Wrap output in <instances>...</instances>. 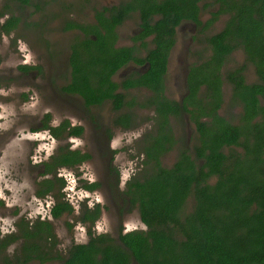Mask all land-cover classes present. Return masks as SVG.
<instances>
[{
    "label": "flooded vegetation",
    "instance_id": "obj_1",
    "mask_svg": "<svg viewBox=\"0 0 264 264\" xmlns=\"http://www.w3.org/2000/svg\"><path fill=\"white\" fill-rule=\"evenodd\" d=\"M84 1L86 5L81 7L80 3ZM168 1L73 0V4L69 2L67 6L57 4V9L51 13L58 22V24L54 22L53 29H51L53 32L48 33L49 29L37 30L38 32L32 36L27 34L28 38L24 37L25 40L39 48V54L40 49L42 53L45 51L42 63L46 65L57 63L59 66L63 63V67L60 69L58 66L56 72L64 73L63 78L61 77L63 79L61 91L66 95L68 105L60 109L59 112L64 115L60 116L61 120L57 125L46 124L65 127L61 134L62 137L54 138L63 140L70 137H83L85 132L90 134L93 143L90 150L70 148L68 145L60 147L68 146L69 149L79 150L81 154L86 155V159L76 165L79 166L84 162L90 164L91 160H95L99 163L100 173L102 175L104 173L107 179L112 178L114 193L105 198L102 197L103 202L88 206L93 209L98 205L100 216L103 211L106 213L110 210L113 213V208L116 210L118 204L115 199H120L118 208L119 211L121 208L123 214L131 204L126 194V184L132 178L124 183H121L120 177L118 178L119 168L114 165L116 151L111 143L112 134L117 131L133 130L141 125V121L148 120L150 128H153V132L151 130L149 132L155 136L157 128L164 121L167 125L165 128L170 127L172 144L167 151L162 153L161 160L165 154L175 149V160L167 168H171L183 154L200 167L204 165L205 156L210 153L211 145L214 144L213 134L208 131H217L223 126V122L237 123L240 116L238 113L242 112V106L238 103L237 95L235 96L237 86L234 80H231L236 69H241L243 82L249 87L245 88V91H250L253 88L252 84L260 82L254 66L247 60L243 51L233 46L234 41L227 40L230 36L223 41L224 50H227L229 46L230 50L219 57L221 61L218 63L214 60L216 48L208 42V38L221 34L226 28L232 26L235 11L231 6L233 4L231 1L225 4L218 0H196L194 8L192 7L194 4L190 2V5L189 0H173L174 10L166 7ZM44 2V0H34L32 6L37 5L39 7H35L37 10H43L41 5H44ZM24 5L28 4L19 0H0V39L5 36L4 38L10 41V45L14 40L13 33L18 29L21 21L19 19L15 26L10 24L13 16L19 15L12 13V8ZM212 6L215 10L210 9ZM66 12H69L68 16ZM41 23L44 26L46 21L42 19ZM24 25H32L31 30L33 31L40 26V22ZM66 38L67 42H65ZM71 62L77 63L82 70L87 69L84 73L90 79L89 84H93L96 88L95 95L101 96L98 101L88 103L80 93L63 90V87L72 83L74 78L77 82L82 81V72H76L75 76L72 74L74 65L72 66ZM152 65L158 67V74L155 77H152L153 74L150 73ZM21 67L25 73L33 66L22 65ZM90 69L93 70L90 71ZM190 74L197 77L198 83L196 94L186 101L190 94L188 88ZM158 76L160 78H157ZM101 78H104L103 84H100ZM150 78H152L150 85L143 82ZM173 79L175 88L172 84ZM214 80H218L216 82L219 88L217 95H214L211 88L212 84H216L212 83ZM130 81L134 83L131 86L128 84ZM111 84L114 86L113 89L110 88ZM125 85L128 86L125 87ZM100 86H102L101 89H98L97 87ZM173 89H177L176 98L173 97ZM138 91L144 92V95H141L139 99L131 97ZM115 94L120 95L118 99L121 103L118 106L115 103L117 98L113 96ZM257 98L262 105L261 97L257 95ZM129 102H132V105H129ZM173 102L178 105L176 114L173 112ZM194 104H197L199 108ZM142 111L150 114L149 119L142 120ZM259 117V114H256L248 123L256 122ZM48 120L49 115L46 113L43 121ZM73 128H78L80 133H73ZM249 142L254 143L255 138L251 136ZM60 147L56 150L58 151ZM140 149L144 156L143 143ZM15 159L17 162L14 169L19 175L31 178L35 176V174L27 175L29 163L24 157ZM44 161L38 163L41 178L39 177L34 183V196L38 198L44 197L36 194L39 182L45 177H51L44 174ZM57 176L65 179L59 169ZM208 179H211V176ZM101 182L105 184L106 180L101 179ZM93 183L97 184L94 189L100 186V183L96 181L89 184ZM107 187H110V184H107ZM2 198L0 194V205L4 204L6 208L8 204L9 206L14 205V208L20 206L13 202H4ZM38 198L35 202L42 200ZM123 201L126 205L122 208ZM54 203L53 200L46 219L38 215L34 218L30 215L29 217L22 215L15 222L14 229L0 234V238L17 232L18 223L22 221H27L28 223L25 224L28 226L33 225L36 220H47L53 223V220L61 217L56 218L51 215L50 211ZM29 205L31 206V204L25 206L26 210L29 209ZM83 225L87 230L89 229L87 223ZM130 231L133 230L122 229L115 235L111 233L110 235L118 239L119 233ZM60 262L62 264V261ZM42 264H47V262Z\"/></svg>",
    "mask_w": 264,
    "mask_h": 264
},
{
    "label": "trees",
    "instance_id": "obj_2",
    "mask_svg": "<svg viewBox=\"0 0 264 264\" xmlns=\"http://www.w3.org/2000/svg\"><path fill=\"white\" fill-rule=\"evenodd\" d=\"M195 1L189 0L194 8ZM218 1L225 4L231 1L235 13L231 27L208 38L216 48L214 60L218 63L219 57L230 50L229 45L224 50L223 44L230 36L227 40L234 41L233 46L243 51L260 82L245 91L249 87L243 82L241 69H236L231 80L237 86L235 96L242 112L238 113L237 123L223 122L217 131H208L213 134L214 144L205 156L204 165L198 167L184 154L171 168L161 165L160 156L172 144L170 127L165 128L167 125L162 121L156 135L148 132L143 140V164L148 167L140 177L132 178L126 184V194L130 203L138 208L145 230L119 233L118 239L108 233L95 234L91 227L100 216V208L98 205L93 209L86 204L80 205L77 219L88 225L87 242L72 244L68 253L60 256L51 222L36 220L28 226L27 221H22L18 223L17 232L0 238V264H42L58 259L62 264H264V0ZM166 7L174 10L173 0H169ZM19 19L13 16L10 24L15 26ZM71 63L74 65L72 74L82 72V81L77 82L74 78L63 90L80 93L88 103L98 101L101 96H96V88L89 84L90 79L84 73L87 69L82 70L77 63ZM157 72V65H152V77ZM103 82L104 78H101L100 84ZM143 82L150 85L152 78ZM216 82L218 80L212 81ZM197 83V77L190 74V94L186 101L196 94ZM110 88H114L113 84ZM211 88L217 95V83ZM257 95L261 97L262 105ZM113 96L117 98L118 106L120 95ZM128 104L132 105V102ZM172 107L176 114L178 105L173 102ZM256 114L259 119L248 123ZM45 128L56 138L65 130L64 126L45 125ZM73 129V133H80L78 128ZM251 136L255 138L254 143L249 142ZM85 156L79 150L63 146L43 162L44 174L51 177L39 182L36 194L54 195L55 203L50 211L53 217L73 211V206L61 192L65 180L57 176V170L73 168L85 160ZM96 186L93 183L87 188ZM66 225L69 227L71 223L67 221ZM16 241L20 242L18 248L8 253V246Z\"/></svg>",
    "mask_w": 264,
    "mask_h": 264
},
{
    "label": "rangeland",
    "instance_id": "obj_3",
    "mask_svg": "<svg viewBox=\"0 0 264 264\" xmlns=\"http://www.w3.org/2000/svg\"><path fill=\"white\" fill-rule=\"evenodd\" d=\"M72 1L47 0L44 5H41L44 11L37 10L32 6V3L22 7L14 6L12 13L19 14L20 26L13 33L14 40L11 45L10 41L8 42L4 38L5 36L0 39V194L3 197L2 200H5L4 202L20 205L16 208L13 207L14 205L9 206V204L7 208L4 207V204L0 205V234L12 231L15 222L22 215L25 217L30 215L33 218L38 215L45 219L48 217L54 195L49 194L38 198L34 196L33 191L34 183L41 175L38 163L47 160L61 145H68L70 148L78 147L82 150L92 149L91 136L86 132L83 137L58 140L45 128L46 124L57 125L61 120L60 116L64 115L59 112L60 109L68 105L66 95L62 94L61 91L64 73L56 72L59 66L57 63L49 65L42 63L43 56L46 54L45 51L42 53L40 49L39 54V48L24 39V37L28 38L27 34L32 36L37 33V30L49 29L48 33L53 32L51 30L53 24L54 22L58 24V22L51 13L57 9V4L67 6L66 4L72 3ZM80 5L84 7L86 1ZM210 9L213 10V6ZM65 14L68 16L69 12ZM42 19L46 21L44 26L41 23ZM39 22L40 26H37L33 31L31 30L32 25H24ZM65 42H67V38ZM51 63L53 62L51 61ZM22 65L33 67L24 73L21 68ZM59 67L61 69L63 63ZM58 71L60 70L58 69ZM174 82L173 79V87ZM172 93L173 97L176 98L177 89H173ZM132 95L134 96L131 97L139 99L144 95V92L138 91ZM46 113L49 115L47 122L43 121ZM149 117V113L142 111V120H147ZM175 129L177 130L176 127ZM149 130L153 132V128H150L147 120L141 121V125L133 130L117 131V133L112 134L111 143L116 151L114 165L119 168L118 178L120 177L121 183L133 177H140L145 168L148 167L147 164H143L144 156L140 148ZM20 157H24L29 163L27 175L33 176L35 174L34 177L19 175L18 171L14 169L17 162L15 158ZM174 160L175 149L165 154L161 162L163 166L169 167ZM8 165L13 167L9 168ZM59 172L65 177V185L61 192L74 209L71 214H64L59 219L53 220L52 223L57 242L56 248L59 255L64 256L72 244L85 243L89 239L86 226L77 219L80 205L86 204L90 207L96 202L101 203L105 196L114 193V189L112 178L108 177L107 179L104 173L103 175L100 173L99 163L95 160H91L90 164L84 162L70 169L62 168L59 169ZM101 179L106 180L105 184L101 182ZM93 181L99 182L100 186L96 189H88L87 185ZM107 184H110V187H107ZM36 198L42 200L35 202ZM115 200L118 204L116 210L113 208V213L110 210L106 213L103 211L92 227V231L95 234L111 233L115 235L122 229L144 230L145 225L140 221L136 206L130 204L126 213L123 214L121 208L120 211L118 208V200L120 199ZM27 204H31L28 210L25 209ZM125 205L126 203L123 201L121 207L123 208ZM67 221L71 223V226L67 227ZM19 243L17 241L13 243L8 247L7 252H14ZM59 260H52L47 264H61Z\"/></svg>",
    "mask_w": 264,
    "mask_h": 264
}]
</instances>
